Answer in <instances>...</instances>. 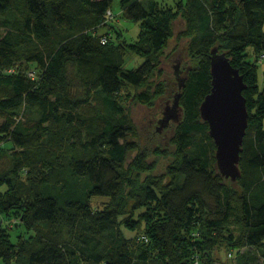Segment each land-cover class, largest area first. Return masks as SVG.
<instances>
[{
  "label": "trees",
  "instance_id": "16d2710c",
  "mask_svg": "<svg viewBox=\"0 0 264 264\" xmlns=\"http://www.w3.org/2000/svg\"><path fill=\"white\" fill-rule=\"evenodd\" d=\"M113 3L0 0V185L8 187L0 214L16 211L23 225L0 230V264H215L224 239L236 264H264V0H185L184 37L172 54L186 43L180 69H191L181 90L175 58L164 55L174 14L160 0H120L119 17L142 24L129 43L111 32ZM214 47L247 85L235 184L219 174L200 113ZM128 53L143 63L125 68ZM126 86L133 104L156 108L153 126L136 125L120 96ZM177 92L181 121L160 132Z\"/></svg>",
  "mask_w": 264,
  "mask_h": 264
},
{
  "label": "water",
  "instance_id": "95a60500",
  "mask_svg": "<svg viewBox=\"0 0 264 264\" xmlns=\"http://www.w3.org/2000/svg\"><path fill=\"white\" fill-rule=\"evenodd\" d=\"M186 43H182L174 54L177 74V84L181 90L188 79L191 67L183 71L181 68L187 57ZM212 89L200 106L201 118L209 125V135L214 140L216 165L219 174L234 184L241 177L240 162L243 144L249 125L247 100L243 92L247 89L244 76L235 68L225 53H219L214 47L211 51ZM181 92L174 94L173 99L164 103L163 117L157 122L156 129L160 132L166 126L179 124L183 109L180 106ZM150 115L146 125L153 126L156 108H144ZM174 128L170 129L172 131Z\"/></svg>",
  "mask_w": 264,
  "mask_h": 264
},
{
  "label": "rangeland",
  "instance_id": "374dc122",
  "mask_svg": "<svg viewBox=\"0 0 264 264\" xmlns=\"http://www.w3.org/2000/svg\"><path fill=\"white\" fill-rule=\"evenodd\" d=\"M145 1V0H144ZM161 4L160 7L163 8L164 10H168L174 14L175 19H177L176 23L174 24V37L172 40H170L168 44L167 51L164 53V55L169 54V57H174L173 52L177 48V44H179L180 40L182 39V36H179L181 31L185 27V22H184V3L185 0H160ZM120 0H114L113 6H112V11L114 12V15H116V18L110 22L111 27V32L116 33V40L118 39H125L129 43L136 42L139 38L140 32H141V22H134L130 20H126L122 16L119 17L120 14V6H119ZM108 28H101L99 30L100 34H103L107 32ZM172 55V56H171ZM168 57V58H169ZM164 62L167 64L168 60L165 59L164 56ZM250 60H254L253 57L250 56ZM144 59L141 56H136L133 53H128L125 56V68L127 69H133L139 67L143 63ZM259 64L258 66V75H259V86L264 89V62H261L259 59ZM188 64V63H187ZM162 74H168V69L163 68V73ZM249 80H251L250 76L248 77ZM134 87L132 86H126V88L121 92V98L122 102L127 110L129 108L132 110V116L133 119L136 123V125L140 128H142V125H146L150 119V115L147 111L144 110V107L139 105L138 103L133 104L135 101L134 98ZM249 95V94H248ZM1 121V120H0ZM135 154H130L127 157V163H130L133 159ZM164 169V167H162ZM233 187L237 190H239L238 185H233ZM8 187L6 184L0 185V197L7 191ZM100 201V200H98ZM139 217V213L135 215V218L137 219ZM126 218V217H124ZM13 229H23V225L21 223V218L19 217V214L15 211L12 212L11 214H0V230H2V233H8ZM230 231L234 232L235 236H238L240 234V231L238 230L237 227L231 225L230 226ZM125 233L127 234L128 237L130 238H137L138 232L137 230L135 231H128L125 230ZM20 234V232H19ZM18 232L12 231L10 233V240L13 244H16L18 242ZM32 235L31 233H24L25 237H29ZM221 239V238H220ZM222 241V240H221ZM228 239H224V241L219 243V246L216 247L215 250V264H236V258L234 254L232 255L230 251H226L227 249V243ZM247 248H241V252L246 251ZM261 262L263 263V259L261 258Z\"/></svg>",
  "mask_w": 264,
  "mask_h": 264
},
{
  "label": "built area",
  "instance_id": "2783aa9c",
  "mask_svg": "<svg viewBox=\"0 0 264 264\" xmlns=\"http://www.w3.org/2000/svg\"><path fill=\"white\" fill-rule=\"evenodd\" d=\"M107 14H108L109 18H113V17H114V14H113L111 11H108ZM102 41H103V42H107V38H103ZM260 61H261V62H264V54H262V55L260 56ZM31 75L33 76V74H31ZM191 264H199V260H198V258H195V259H194V262H192Z\"/></svg>",
  "mask_w": 264,
  "mask_h": 264
}]
</instances>
